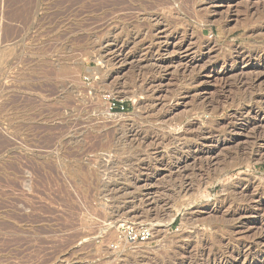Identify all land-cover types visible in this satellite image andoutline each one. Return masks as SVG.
Masks as SVG:
<instances>
[{"label":"rangeland","instance_id":"obj_1","mask_svg":"<svg viewBox=\"0 0 264 264\" xmlns=\"http://www.w3.org/2000/svg\"><path fill=\"white\" fill-rule=\"evenodd\" d=\"M0 264H264V0H0Z\"/></svg>","mask_w":264,"mask_h":264},{"label":"built area","instance_id":"obj_2","mask_svg":"<svg viewBox=\"0 0 264 264\" xmlns=\"http://www.w3.org/2000/svg\"><path fill=\"white\" fill-rule=\"evenodd\" d=\"M109 101L111 112H125L128 108L127 103L124 101L110 99V97ZM118 231L121 237L130 244L145 242L153 235V228L150 224L133 221L121 222Z\"/></svg>","mask_w":264,"mask_h":264},{"label":"bare ground","instance_id":"obj_3","mask_svg":"<svg viewBox=\"0 0 264 264\" xmlns=\"http://www.w3.org/2000/svg\"><path fill=\"white\" fill-rule=\"evenodd\" d=\"M256 123H257V122H256ZM256 123H255V124H256ZM262 125H263V124H262ZM258 128H259V127H258ZM119 224H120V223H118V225H117V230H118V226H119Z\"/></svg>","mask_w":264,"mask_h":264}]
</instances>
